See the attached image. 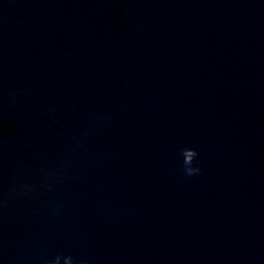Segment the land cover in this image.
<instances>
[{
	"label": "water",
	"instance_id": "1",
	"mask_svg": "<svg viewBox=\"0 0 264 264\" xmlns=\"http://www.w3.org/2000/svg\"><path fill=\"white\" fill-rule=\"evenodd\" d=\"M0 199V264H264V0H0Z\"/></svg>",
	"mask_w": 264,
	"mask_h": 264
},
{
	"label": "clouds",
	"instance_id": "2",
	"mask_svg": "<svg viewBox=\"0 0 264 264\" xmlns=\"http://www.w3.org/2000/svg\"><path fill=\"white\" fill-rule=\"evenodd\" d=\"M79 146V142H77ZM74 152L66 155L58 164L51 168L42 169V175L34 182H26L13 186L12 192H15L18 197H30V195L37 191V189H53L55 182L59 181L64 175L65 167L69 162ZM179 155L182 157V172L186 176H194L202 171L201 161L198 158L199 153L192 147H181L179 149ZM19 189L17 191L16 189ZM6 200L0 199V209H2ZM42 264H89V260L86 258H74L71 254L57 253L51 259H45Z\"/></svg>",
	"mask_w": 264,
	"mask_h": 264
}]
</instances>
